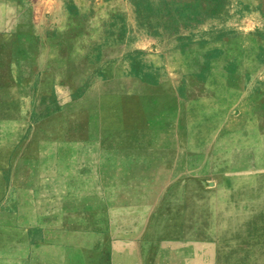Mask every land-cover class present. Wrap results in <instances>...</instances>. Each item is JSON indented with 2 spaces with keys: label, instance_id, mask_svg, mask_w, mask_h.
<instances>
[{
  "label": "rangeland",
  "instance_id": "1",
  "mask_svg": "<svg viewBox=\"0 0 264 264\" xmlns=\"http://www.w3.org/2000/svg\"><path fill=\"white\" fill-rule=\"evenodd\" d=\"M249 112H264V0H0V160L43 155L42 145L48 153L52 131H65L56 124L68 118L100 122L107 144L114 132L123 147L160 143L171 157L154 166L168 176L128 178L137 188L167 187L170 196L178 185L209 190L221 180L212 173L231 164L262 172L240 184L264 185V153L253 160L256 146L244 143L258 132L264 140V128L242 126ZM177 154L181 160H171ZM199 170L204 176L193 177ZM7 171L0 162V264L8 263L2 249L9 239L34 228L50 235L11 198ZM203 195L202 221L224 217ZM234 196L229 213L242 215V194ZM56 228L58 264H112V225L58 218ZM92 233L95 240H83ZM252 254L234 262L264 264Z\"/></svg>",
  "mask_w": 264,
  "mask_h": 264
},
{
  "label": "crops",
  "instance_id": "2",
  "mask_svg": "<svg viewBox=\"0 0 264 264\" xmlns=\"http://www.w3.org/2000/svg\"><path fill=\"white\" fill-rule=\"evenodd\" d=\"M249 113V125L242 126L263 129L264 112L255 116ZM56 125V129L65 131L59 132L61 136H54L52 131L48 153L42 145L43 155L15 154L10 158L8 154L0 160L3 167H8L7 191L11 198L20 210L29 211L28 217L33 219L29 223L47 225L50 232L49 237L42 236L41 229L34 228L33 235L21 233L9 239L2 249V256L9 259L7 264H12L13 257H17L16 264H30L31 256L35 257L33 264H58V218L97 229L112 225V264H236L234 256H249L251 251L252 255L264 257V198L260 195L264 193V185L240 184L243 178L259 180L260 170H235L231 164L212 173L221 180H215L209 190L178 185L177 196H170L167 187L158 191L152 186L137 188L131 181L128 183L131 177L168 176L169 172L154 166V161L171 157L155 147L159 142L138 139L134 141L136 147H132L133 143L123 147L122 138L114 131L108 144L105 137L99 136L100 122H93L91 127L89 120L74 122L67 118ZM227 128H233L231 121L230 126L227 122ZM76 129L81 132L75 133ZM257 136L249 135L244 143L256 146L252 148L251 159L259 161L258 154L264 153V140L260 132ZM168 143L179 145L175 140ZM182 157L185 159L184 154ZM180 158L177 154L171 160ZM177 173L179 176L185 170ZM204 173L199 170L193 177L201 178ZM235 178L239 179L236 183ZM203 193H210L208 200L211 199L217 212L225 210L224 217L216 215L202 221ZM234 194H242V215L229 213ZM52 226L56 233L52 232ZM93 235L96 236L92 233L83 240L93 241ZM97 236L99 239L100 235ZM11 241H17L16 248ZM43 256H48L47 262L36 259Z\"/></svg>",
  "mask_w": 264,
  "mask_h": 264
}]
</instances>
